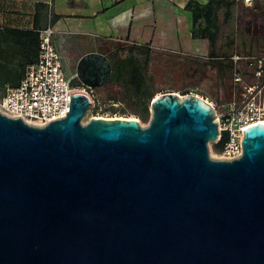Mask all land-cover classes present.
I'll return each instance as SVG.
<instances>
[{
    "label": "water",
    "instance_id": "1",
    "mask_svg": "<svg viewBox=\"0 0 264 264\" xmlns=\"http://www.w3.org/2000/svg\"><path fill=\"white\" fill-rule=\"evenodd\" d=\"M73 79L109 82L89 52ZM45 127L0 113V264H264V123L241 157H209L218 139L203 99L165 93L149 125L93 117L72 94Z\"/></svg>",
    "mask_w": 264,
    "mask_h": 264
},
{
    "label": "built area",
    "instance_id": "2",
    "mask_svg": "<svg viewBox=\"0 0 264 264\" xmlns=\"http://www.w3.org/2000/svg\"><path fill=\"white\" fill-rule=\"evenodd\" d=\"M36 31L39 37L37 59L25 66L17 86L0 87V113L19 118L29 126L45 127L69 113L71 97L77 87H72L74 79L67 77L61 53L54 46V26L47 25ZM214 59L208 56V60ZM217 60L224 62L230 72L229 98L218 105L206 102L215 111L219 136L214 144L223 141L214 156L226 162L241 157L244 130L264 123V51H237ZM81 88L82 94L92 102L96 99L94 89Z\"/></svg>",
    "mask_w": 264,
    "mask_h": 264
},
{
    "label": "trees",
    "instance_id": "3",
    "mask_svg": "<svg viewBox=\"0 0 264 264\" xmlns=\"http://www.w3.org/2000/svg\"><path fill=\"white\" fill-rule=\"evenodd\" d=\"M186 10L190 13L192 19L191 37L206 41L210 48L208 56L215 58L208 60L214 67L220 71H225L228 66L220 62L217 58H222L233 54L234 52L252 53L255 52L252 41V35L249 30L250 17L258 18V15H264V0H249L250 7L245 6L244 0H207L205 5L195 0H187ZM243 6L245 10L239 8ZM39 14L34 16V28L30 30L0 28V58L3 54H9L17 57L18 71L1 72L0 84L6 79L1 78L5 75H16L17 86L19 79L25 71V66L36 61L38 56L39 37L37 34V20ZM254 20V19H253ZM252 20V21H253ZM247 26L246 30L245 25ZM54 24V22H53ZM255 38V37H253ZM246 41H249L247 44ZM5 44V47H1ZM241 49L238 50V48ZM264 51L263 47H258ZM226 49V50H224ZM98 52L106 55L112 72L107 85H121L125 94H133L143 104V112L137 114L142 122H147L150 117V103L156 94L154 90V80L150 74L152 63L157 57L164 54L175 56L176 53L153 49L148 46L129 44L127 42H114L105 40L97 48ZM166 52V53H164ZM168 52V53H167ZM257 52V51H256ZM4 58V57H3ZM80 86L75 79L72 80V87ZM92 113H97V107L91 109ZM223 141L213 144V150L219 151Z\"/></svg>",
    "mask_w": 264,
    "mask_h": 264
},
{
    "label": "crops",
    "instance_id": "4",
    "mask_svg": "<svg viewBox=\"0 0 264 264\" xmlns=\"http://www.w3.org/2000/svg\"><path fill=\"white\" fill-rule=\"evenodd\" d=\"M195 1L205 5L207 0ZM187 2V0H36V8L45 12L44 24L40 23L41 17L38 16L36 30L44 29L47 25L54 26L53 43L56 49L55 39L59 31L76 35L83 42H87L89 38L96 41L85 54L98 52L97 48L101 42L112 40L150 45L153 49L176 54L200 56L203 50H207L208 43L191 37L192 19L186 10ZM22 5L16 4L20 7ZM13 12L14 0H0V28H3L1 27L4 26L3 21ZM35 14L29 27L15 28L23 30L34 28ZM1 47H5V44H1ZM58 52L62 56V51ZM4 61L0 59V74L7 71L14 73L3 65ZM15 77L16 75L10 74L1 76L6 81L1 83L0 87L14 86Z\"/></svg>",
    "mask_w": 264,
    "mask_h": 264
},
{
    "label": "rangeland",
    "instance_id": "5",
    "mask_svg": "<svg viewBox=\"0 0 264 264\" xmlns=\"http://www.w3.org/2000/svg\"><path fill=\"white\" fill-rule=\"evenodd\" d=\"M16 4L23 5L20 7L16 6ZM250 5L251 2H245L246 7H250ZM239 9L245 10L243 6ZM36 12L41 17L40 23L44 24L43 20L45 18L43 16L45 12L43 9L38 10L36 8V0H14V12L8 16L7 20L3 21L4 26L1 27H29L32 17ZM258 16L257 19L252 18L250 20L251 16L247 18L251 26L249 30L251 33L249 35L255 37H252V42L254 44L259 43L257 46L253 45L255 51H261L258 47L264 48V15ZM246 27L245 25L244 30L247 29ZM55 41L58 51H62L63 63L66 74L69 77L75 76V65L79 57L85 54L86 50L89 47L92 48L96 43V41L90 38L87 42H83L78 36L63 31H59L56 34ZM246 42L247 44L249 43V41ZM87 43H89L88 46ZM206 47L207 50H203L200 56L178 53L175 56H168V54L164 56L163 54L157 57L154 63H152L150 70V74L154 80V90L156 91L154 98L165 95V93H172L177 96L195 95L215 105L228 99V90L231 82L230 72L228 70L222 72L208 62L210 48L207 44ZM3 57L0 59L5 60L3 62L5 67L10 68L13 72L18 71V67L16 66L18 63L17 57L9 54H3ZM82 92L81 86H77L74 94ZM94 95H96V99L92 102V108L97 107L98 112H87L80 121L82 125L87 124L93 117L137 120L143 128L149 125L150 117L147 122H142L137 115L143 112L142 102L133 94H125L121 85L106 84L101 88L94 89ZM208 150L210 159L215 158V150H213L212 143L208 144Z\"/></svg>",
    "mask_w": 264,
    "mask_h": 264
},
{
    "label": "bare ground",
    "instance_id": "6",
    "mask_svg": "<svg viewBox=\"0 0 264 264\" xmlns=\"http://www.w3.org/2000/svg\"><path fill=\"white\" fill-rule=\"evenodd\" d=\"M32 126H38V125H34V124H33ZM213 159H216V158H213Z\"/></svg>",
    "mask_w": 264,
    "mask_h": 264
}]
</instances>
